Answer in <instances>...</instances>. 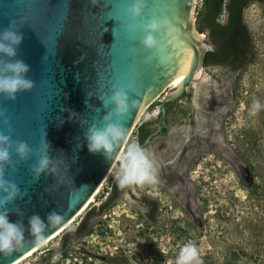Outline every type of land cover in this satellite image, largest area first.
<instances>
[{"label":"water","instance_id":"1","mask_svg":"<svg viewBox=\"0 0 264 264\" xmlns=\"http://www.w3.org/2000/svg\"><path fill=\"white\" fill-rule=\"evenodd\" d=\"M97 3L93 6L91 0H0V30L11 21L16 22L23 40L15 59L29 65L26 77L35 82L31 91L18 93L15 100L0 95V110H6L0 117V132L8 135L10 125L11 139L33 148L45 138L56 166L54 174H41L35 182L29 171L34 158L19 164L14 174L6 173V178L22 191L28 190V196L8 207L19 206L26 229L33 214L45 220L51 211L64 215L62 224L45 233L46 239L82 209L116 160L114 157L109 162L87 148L86 128L99 123L106 111L99 98L106 102L113 86H119L138 100L137 108L127 119L129 136L153 94L171 81L194 54L186 85L198 63L192 34L199 37L190 30L193 0H145L142 15L136 19L127 15L133 0ZM152 20L168 22L156 34L162 42L161 53L146 50L140 43L145 35L143 26ZM12 159L17 157L13 154ZM17 219L20 217L16 214L9 215L11 222ZM25 236L31 239L27 231ZM35 246L28 243L6 258L0 256V264L12 263Z\"/></svg>","mask_w":264,"mask_h":264},{"label":"rangeland","instance_id":"2","mask_svg":"<svg viewBox=\"0 0 264 264\" xmlns=\"http://www.w3.org/2000/svg\"><path fill=\"white\" fill-rule=\"evenodd\" d=\"M201 3L193 0L191 22ZM243 22L255 57L242 73L236 96L221 107L225 113L222 151L204 155L192 168L188 179L192 213L182 207L181 194L154 185L131 190L148 191L158 199L155 221L147 216L146 204L137 202L140 196L136 193L135 199L127 192L130 188L119 189V196L108 203L116 159L94 202L59 237L21 264H173L179 247L188 241L198 246L203 264H264V109L249 115L254 100L264 104V3L249 5ZM173 92L167 88L161 97ZM228 92L225 86L219 93ZM147 106L134 122L129 141L137 142L139 125L159 110ZM147 144L150 148L152 140ZM228 155L237 158L238 167ZM193 215L201 224L194 222ZM81 224H85L82 233L73 236Z\"/></svg>","mask_w":264,"mask_h":264},{"label":"flooded vegetation","instance_id":"3","mask_svg":"<svg viewBox=\"0 0 264 264\" xmlns=\"http://www.w3.org/2000/svg\"><path fill=\"white\" fill-rule=\"evenodd\" d=\"M255 2L264 3V0H244L240 4L238 17L233 21L231 0L225 3L221 14L214 7L206 8L202 1L201 8L192 22L193 27H190L191 34L194 32L199 37L197 39L192 34L198 52L195 71L201 69V75L197 80H193L194 71L188 83L183 85L179 92L169 87L170 81L160 88L153 94L146 108L153 106L152 109L159 107V110L152 114L149 123L146 120L139 125L145 127L148 123L146 128L150 130L143 143L140 144L138 140L137 142L147 149V143L152 140L150 148L154 151L151 152L150 148L148 151L155 162L159 177L154 188L159 187L166 192L174 189L176 193L181 194L182 207L191 213L193 190L188 179L191 177L192 168L204 160V155L210 152L217 154L218 149L222 151L225 113L221 107L226 105V100L236 96L234 90L236 91L239 85L242 73L255 57L251 34L248 29H243V11ZM231 21L234 26L230 25ZM230 27L233 29L228 33ZM225 86H228L231 93H219ZM167 88L174 92L161 97ZM165 96L167 100L163 103ZM156 101L159 104H156ZM139 132L140 130H137L136 137ZM118 190L115 180L108 203L119 196ZM127 192L135 199L137 194L140 196L141 199L137 202L146 204L147 216L151 221H155L160 207L158 199L151 198L149 195L152 194L148 191L143 194L139 190L133 192L128 189ZM105 208L106 206L102 211ZM91 216L92 214L88 218ZM193 219L196 224H201L195 215ZM83 226L85 224H81L77 231Z\"/></svg>","mask_w":264,"mask_h":264},{"label":"clouds","instance_id":"4","mask_svg":"<svg viewBox=\"0 0 264 264\" xmlns=\"http://www.w3.org/2000/svg\"><path fill=\"white\" fill-rule=\"evenodd\" d=\"M91 2L93 6L98 4L97 0H91ZM144 8L145 0H133L127 9V15L136 19L142 15ZM167 23L166 20H152L143 26L145 35L140 43L144 49H155L157 53L162 52V42L156 38V34H159ZM22 40L23 35L19 32L15 21H11L7 27L0 30V95L7 100H15L18 93L31 91L35 86V82L26 77L30 71L29 65L20 59H15ZM110 91L111 94L106 102L103 97L99 98L106 109L100 122L89 125L84 132L88 151L92 154H101L109 162L114 157L118 160L115 179L119 189L155 185L159 177L151 153L141 147L138 142L129 141L128 138L127 119L137 108L138 100L133 99L123 87L113 86ZM87 96L90 97L89 92ZM85 103L88 104L87 100ZM262 109H264V104H261L259 100H254L249 108V115L256 116ZM5 111L0 110V117L4 116ZM60 121L63 123L61 118ZM3 123L8 125V120L4 119ZM11 131L9 125L8 135L0 132V256L5 258L20 251L28 243L44 244L46 242L45 233L64 221V215L56 211L47 213L46 220L41 219L38 214H33L28 218L26 229L23 223L24 213L19 206L8 207L15 205L17 199L28 196V190L22 191L17 183L6 178V173L14 174L19 164L31 158L35 161L29 165L33 182L39 180L41 174L56 172L55 159L49 156L51 145L45 138L33 148L24 141H13ZM122 146L123 150H121ZM118 151L119 156L116 157ZM13 154L17 157L15 161L12 159ZM13 213L20 219L11 222L9 215ZM26 231L31 239L26 238ZM173 264H203L196 243L188 241L182 244Z\"/></svg>","mask_w":264,"mask_h":264},{"label":"bare ground","instance_id":"5","mask_svg":"<svg viewBox=\"0 0 264 264\" xmlns=\"http://www.w3.org/2000/svg\"><path fill=\"white\" fill-rule=\"evenodd\" d=\"M193 9V8H192ZM193 60H194V54L192 56V58L190 59V61L184 65L182 68H180L176 74V76L170 81L169 83V87L177 90L178 92L180 91V89L182 88V86L184 85V82L187 78V76L190 73L191 70V66L193 64ZM201 69H197L194 73L193 76V80H197L199 78V76L201 75ZM195 82V81H193ZM197 88V87H196ZM139 116V115H138ZM138 118V117H137ZM137 120V119H136ZM135 120V123H136ZM133 131V130H132ZM131 131V132H132ZM224 141V140H223ZM231 154V153H230ZM228 160L233 163L236 167H238L239 162H237V158L234 157L233 155H228ZM240 167V166H239ZM110 172V171H109ZM109 173L106 175V177L104 178V180L102 181V183L104 184V182L107 180ZM100 184L98 186V188L96 189V191L94 192V194L90 197V199L88 200V202L82 207V209H80L78 211V213H76V215H74V217L72 219H70L63 227H61L59 230H57L55 233H53L51 236H49L46 239V242L42 245H37L34 248H32L30 251H28L27 253H25L24 255H22L20 258H18L17 260L13 261L10 264H21L22 262H24L25 260H27L28 258H30L31 256H33L36 252H38L42 247H44L45 245H47L48 243H50L52 240H54L55 238L59 237L64 231H66L73 222L76 221V219L82 215V213L94 202L95 197L98 195L101 187L103 186V184Z\"/></svg>","mask_w":264,"mask_h":264},{"label":"trees","instance_id":"6","mask_svg":"<svg viewBox=\"0 0 264 264\" xmlns=\"http://www.w3.org/2000/svg\"><path fill=\"white\" fill-rule=\"evenodd\" d=\"M203 1V5H205L206 8L209 7H214L217 9L218 13H222L223 12V8L225 3L227 2V0H202ZM244 0H240L239 2L237 0H231V5H230V9L232 12V19L234 21V19H236L239 15V8H240V4L243 2ZM234 15V16H233ZM233 21H231V26H234ZM233 29V27L228 28V33ZM244 31L247 30V26L244 25L243 27ZM153 106H151L152 108ZM149 123V122H148ZM148 123L144 126H139L137 128V130H140L137 140L138 142L141 144L143 143L146 138L147 135L150 133V130H147L146 126L148 125ZM85 228V226H83L80 231H77L76 234H74L73 236L79 235L82 233L83 229ZM78 230V229H77ZM64 257H67L66 253H63Z\"/></svg>","mask_w":264,"mask_h":264},{"label":"built area","instance_id":"7","mask_svg":"<svg viewBox=\"0 0 264 264\" xmlns=\"http://www.w3.org/2000/svg\"><path fill=\"white\" fill-rule=\"evenodd\" d=\"M136 261H139V259H137Z\"/></svg>","mask_w":264,"mask_h":264}]
</instances>
